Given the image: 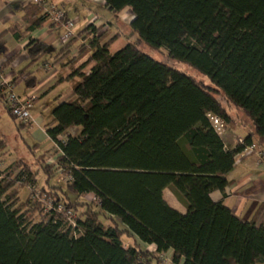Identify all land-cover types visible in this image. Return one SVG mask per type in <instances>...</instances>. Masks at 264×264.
<instances>
[{"label":"trees","instance_id":"trees-1","mask_svg":"<svg viewBox=\"0 0 264 264\" xmlns=\"http://www.w3.org/2000/svg\"><path fill=\"white\" fill-rule=\"evenodd\" d=\"M104 1L116 14L131 9L130 26L139 38L167 48L170 59L197 70L210 85L133 42L112 53L118 37L108 38L111 24H90L89 58L72 75L81 78L75 99L52 110L54 124L46 130L61 151L58 167L72 196L61 194L42 161L47 180L41 188L39 171L26 164L17 174L0 169V264H162L160 253L169 249L173 264L264 263V224L242 219L211 196L225 191L246 146L264 151V0ZM27 9L23 35L47 20L42 5ZM47 48L31 40L29 65ZM234 109L249 117L253 131L230 148L210 116L228 127ZM72 127L78 132L61 139ZM8 146L0 133V154ZM17 184L33 188L19 204ZM166 188L186 204V213L170 206ZM90 193L94 199L85 200ZM46 199L52 208L42 206ZM76 209L83 211L77 218ZM41 211L43 217L33 220ZM125 237L132 243L125 245ZM140 242L156 249L149 252Z\"/></svg>","mask_w":264,"mask_h":264},{"label":"crops","instance_id":"crops-1","mask_svg":"<svg viewBox=\"0 0 264 264\" xmlns=\"http://www.w3.org/2000/svg\"><path fill=\"white\" fill-rule=\"evenodd\" d=\"M47 1L61 7L68 18L75 21V37L66 46L65 44L68 42L64 43L62 41L64 29L53 26L48 19L42 27L23 35L25 27H27L29 1L0 0V35L3 34L0 40V74L13 82L15 91L18 94L36 96L32 109L33 119L26 128L34 142L32 146L35 147L32 152L35 151L39 157L46 154L45 164L50 165L49 154L51 151H56L57 146L48 136L46 130L54 124L51 115L52 110L62 102L75 99L74 86L81 81V78L78 76L72 77V75L87 62L83 57L88 59V55H90L86 51V56H84L85 48H83V44L90 41L86 36L85 29L94 21L97 26L109 23L111 24L110 29H113V18L119 16L122 12L115 13L113 18L107 17L114 12L107 8L104 0ZM97 7L104 8L107 11L105 17L98 15ZM132 19L133 14H131ZM16 26L18 27L17 30H15ZM16 32L23 36L20 37L18 33V36H16ZM31 40H39L45 43L48 48L36 62L29 65L30 60L26 46ZM126 44L127 42L121 44L119 49ZM117 50H111V52ZM90 68L91 65L82 71L88 73ZM5 110L8 112L0 103V114ZM231 116L233 121L227 127L226 140L230 148H235L237 137H247L253 131V126L248 125L246 122L238 123L240 117L237 113L231 112ZM72 128L61 135L60 138L65 139L68 134L78 132L77 127H74L75 131H72ZM60 154L59 151L57 156ZM228 180L229 185L225 191H213L212 198L215 201H222L242 219H254L258 224H264V165L259 162L255 151L242 150L236 155L234 168L228 174ZM90 195L94 194L85 195V199L89 198ZM164 198L173 208L182 213L187 212L186 204L174 194L171 188L164 190ZM128 240L132 243L131 239ZM140 244L149 252L156 249L155 245L143 242H140ZM165 253L173 259V249H169ZM183 262L184 259H181L178 264H183ZM256 264L264 263L258 262Z\"/></svg>","mask_w":264,"mask_h":264},{"label":"rangeland","instance_id":"rangeland-1","mask_svg":"<svg viewBox=\"0 0 264 264\" xmlns=\"http://www.w3.org/2000/svg\"><path fill=\"white\" fill-rule=\"evenodd\" d=\"M100 10H102V12H100ZM130 10L125 9L122 12V14H120L117 17H114L115 13L109 14V16H107L111 18L114 17L113 18L114 26H113V29L108 30V33H107V36H109L108 38H111L113 36L118 37L117 40L111 45L110 50L119 49V46H121V44H123L124 42H128V41L133 42L140 50L144 51L145 53L150 54L155 59L166 62L172 65L173 67L191 75L195 80L202 82L204 84L210 85L209 79L203 76L202 74H200L197 70L191 68L187 64L170 59L168 56L167 48L165 47L160 48V49L152 48L150 45L144 42L141 38H139V36L132 30L130 26V23L132 21L131 20L132 13ZM96 11H98L99 14L98 13L97 14L101 17H105L107 14V11H105L104 8L97 7ZM86 34H87L86 35L87 38L89 39V33H86ZM84 50H85V52L83 51L85 53L84 56H86L87 48H85ZM88 53H90V51H88ZM83 58L85 61L88 60L86 57H83ZM215 93L217 97L222 102L225 103L226 99L224 95L220 92H215ZM238 111L239 110L237 109H234L232 111V113L234 114L237 113V115L240 117V119L238 118V123L246 122L248 123V125L253 126L249 117L244 115L241 111L239 112ZM72 131H75L74 127L72 128ZM0 133L4 135V137L7 139L8 144H9L7 150H5V153L0 154V169L4 170V174H7L8 170H11V172L17 174L21 170V165L19 164L23 163V164L28 165L33 170L39 171V174H38L39 181H38L37 187L41 188L42 186H44L47 180V175L42 170H39V169L41 166L40 164L42 162L44 163L46 162V154L40 157L39 159V156L36 155L35 151L32 152V150L34 149V147L32 146L34 142L32 140L31 135H29L28 129L22 128L20 124L15 122L10 112L9 111L7 112L5 110L0 114ZM29 146H32V147H29ZM59 151L60 149L57 146L56 151H51V153L49 154V158H50L49 166L50 167H48V169H51L53 184H55L56 187L62 188L61 194L67 199L68 197H70L69 195L71 194L69 193L67 189L68 176L66 174H63V170L61 167H58L57 153ZM14 190L18 194V199H19L18 204H19L21 202L27 201L30 195V192L31 190H33V188H29L22 184H17ZM70 199H74V197H71ZM92 199H94V195H90L89 198H86L85 200L92 201ZM45 201H44L45 203H41L42 206L43 204H45V206L50 205L47 199ZM24 208L23 210H25ZM76 211H77V214H76V218H77L78 216H81L83 211H80L78 209H76ZM43 212L44 211L38 212V215H36L35 213L33 215L31 212L33 220H39L41 217H43ZM123 240H124L125 245H127L128 243L131 244L128 238L125 237ZM167 257L170 259L171 264H173L171 257L169 256Z\"/></svg>","mask_w":264,"mask_h":264},{"label":"built area","instance_id":"built-area-1","mask_svg":"<svg viewBox=\"0 0 264 264\" xmlns=\"http://www.w3.org/2000/svg\"><path fill=\"white\" fill-rule=\"evenodd\" d=\"M29 3H35L40 4L44 7V14L47 17V19L51 22L52 25L55 27H60L64 29V33L62 35V41L64 43L69 42L75 37V21L68 18L66 15V12L58 7L55 4L49 3L47 0H28ZM92 24L96 25V22L94 21ZM93 33H89V40L93 37ZM86 46V47H85ZM89 46V42L86 41V43L83 44V48H87ZM0 98L4 101V103L7 105L8 110L11 114V116L16 120L17 122L21 123H29L32 121V109L35 104L36 96L34 95H28V96H22L18 94L15 91V87L12 81L4 78L0 74ZM211 122L213 124V127L217 131V133L225 138L227 133V127L223 123V121L216 117V116H210ZM237 142L240 144L245 143V137H237ZM246 151H255L259 162L264 165V151L260 149L255 143L248 145L245 147ZM48 208H52V205L50 204ZM58 210L62 211L63 206L59 205ZM68 218L70 219L71 223L75 225L73 215L69 212ZM160 260L162 261V264H171L170 259L167 257L166 253H160Z\"/></svg>","mask_w":264,"mask_h":264}]
</instances>
